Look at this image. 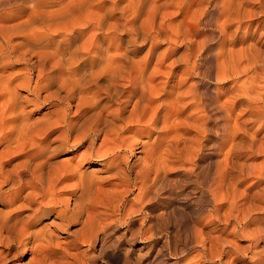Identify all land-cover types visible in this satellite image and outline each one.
Masks as SVG:
<instances>
[{
    "label": "bare ground",
    "instance_id": "1",
    "mask_svg": "<svg viewBox=\"0 0 264 264\" xmlns=\"http://www.w3.org/2000/svg\"><path fill=\"white\" fill-rule=\"evenodd\" d=\"M263 122L264 0H0V264H264Z\"/></svg>",
    "mask_w": 264,
    "mask_h": 264
},
{
    "label": "rangeland",
    "instance_id": "2",
    "mask_svg": "<svg viewBox=\"0 0 264 264\" xmlns=\"http://www.w3.org/2000/svg\"><path fill=\"white\" fill-rule=\"evenodd\" d=\"M254 4L255 3L251 2L250 5L247 3L246 6H248V7L251 6L252 7ZM244 26L245 25L243 24L242 28L237 33L238 34V39H240V37L245 34V30H246L245 28L246 27H244ZM251 30H253V28L250 29V31ZM204 31H205L204 29H201L202 33H204ZM249 74H252V72H250ZM246 77H248V76H246ZM246 77L243 76L238 81L240 82L241 80H243V78H246ZM230 84H231V82H230ZM257 125H258V123L254 124V125L252 124V126L249 127L250 128L249 130H250V132L255 131L254 138H255L256 141L254 140V147L253 148H254V150H257V151L261 150L260 151L261 153L258 154L259 156H257L256 158L255 157L253 158L252 156H249L250 154L249 155L247 154L245 156V159H243V160H246V163L247 164L249 163L248 165H257V164L261 163L262 160L264 161V157H263V152H264V122H263V125L262 124H260L258 126ZM169 173H170V177H172V178L173 177H177V176L181 177L184 174V169H182V168L177 169L176 168L174 170H171V172H169ZM252 181H253V178L252 177H248L242 183H239L237 185V188L240 189V190L237 189L238 192H241V189L244 190V189H247V188H251ZM134 193H135V191H134ZM129 198H132V195L127 197V199H129ZM134 203H135V204H133V207H135L134 208L135 209L134 210L135 211L134 214L126 212L125 209H127V208L124 209L123 207H121V209H120V214L124 213L125 215H127V214L130 215L131 219L134 220L135 228L137 229V227H139V224L143 220L142 217H146L144 224H147L150 221L152 215L150 216L149 213L145 210V207L148 205V203H141V202L140 203L139 202H134ZM175 205H176V203H172V207L170 209V212H171L172 208L174 210L173 206H175ZM176 206H178V204ZM136 210H138V211H136ZM186 214L188 215V213L186 211H185V213H184V211L183 212H180V211L178 212L176 210L173 211V215L171 214L173 220H171V222H170L171 226L169 225L168 231L170 232L171 229H173L172 227H175V228L176 227H182V223H183V226H184L185 225L184 223L187 222V219L189 221V215L187 216ZM258 215H260L261 217H264V211L259 213ZM124 218H126V217H124ZM121 222H122L121 224H117L118 226L115 227L114 230H113V228L111 230L112 236L114 237V241H115V236H117V235L119 236V234H121L123 232V230L125 229V225L126 224H123L124 223L123 220H121ZM222 227L224 228V230H223ZM221 229L223 230V231L221 230L223 235H225L228 232H230L229 231L230 230V225H224L223 224V225H221ZM182 236L180 238L178 236L173 237V240H171L170 244H168V245L164 244L165 243L164 242L165 241L164 234H163L162 237H159V236L158 237H154L152 240H150L148 242H142V241H140V242L136 241V242H133V243H128V242H125V241L124 242H120V243H117L116 241L115 242L118 245V249L123 247L125 252L128 251V250H130L129 252H132L131 257L133 259H131V260H132L133 264H138V263L139 264L140 263L141 264H147V263L151 264L150 261L153 259L152 256L156 253L155 251H157V250H161V252L163 254L162 258H164V260L162 259V264H164V263H166V264H183V263H185V261H183V260H186L187 258H191V257H189V255L194 256L195 255L194 253H196L198 251V249H197V247H190V248H189V246L186 247ZM181 238H182V240H181ZM241 243L244 244L245 242H241ZM99 244L100 243L98 241L97 242H93L91 247L87 250V259H86V263L85 264H116V263H113L110 260H107V259H105V258H103L102 256L99 255V252H98ZM107 247H109L111 249V243H108ZM183 249L185 250V252H181V251H183ZM180 252H181V254H180ZM182 253H185V254L182 255ZM141 255L142 256L144 255V257H140ZM12 262L13 263H11V264H16V261H12ZM117 264H125V263L119 260V262H117ZM197 264H212V263L198 261Z\"/></svg>",
    "mask_w": 264,
    "mask_h": 264
}]
</instances>
